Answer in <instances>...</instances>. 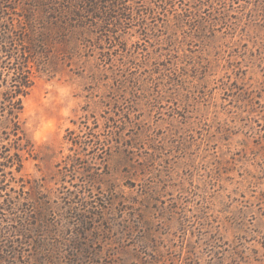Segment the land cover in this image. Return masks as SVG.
<instances>
[{"label": "rangeland", "instance_id": "rangeland-1", "mask_svg": "<svg viewBox=\"0 0 264 264\" xmlns=\"http://www.w3.org/2000/svg\"><path fill=\"white\" fill-rule=\"evenodd\" d=\"M173 2L152 34L162 39L146 43L166 63L147 85L95 84L89 66L83 76L38 77L23 113L38 157L24 173L56 200L71 187L56 184L58 165L75 155L67 129L79 131L86 115L102 125L111 116L134 159L115 152L96 185L143 212L115 210L91 225L82 245L103 253L96 264H264V0ZM168 24L186 41L169 46ZM167 48L180 50L171 51L178 64ZM49 120L53 129L37 140ZM67 173L85 179L71 165ZM124 223L134 228L125 237Z\"/></svg>", "mask_w": 264, "mask_h": 264}, {"label": "trees", "instance_id": "trees-1", "mask_svg": "<svg viewBox=\"0 0 264 264\" xmlns=\"http://www.w3.org/2000/svg\"><path fill=\"white\" fill-rule=\"evenodd\" d=\"M173 5V0H0V264H96L103 253L82 245L91 225L108 212L115 216V210L143 212L136 200L128 204L115 189L96 185L115 152L134 159L113 131L111 116L102 125L96 114L86 115L79 131L67 129L65 140L75 155L66 166L58 165L56 182L62 189L69 182L67 192L54 200L40 182L29 179L25 162L38 154L23 119L24 100L40 75L69 69L83 76L87 66L95 84L147 85L166 63L153 60L146 43L162 39L152 34ZM182 16L178 13V22ZM166 27L173 30L172 24ZM173 34L169 46L186 41L187 35L180 40ZM132 37H138L134 48ZM167 50L169 63L178 64L171 51L180 50ZM139 67L143 71L131 69ZM68 165L85 179L68 180ZM119 227L124 237L134 232L130 224Z\"/></svg>", "mask_w": 264, "mask_h": 264}, {"label": "clouds", "instance_id": "clouds-1", "mask_svg": "<svg viewBox=\"0 0 264 264\" xmlns=\"http://www.w3.org/2000/svg\"><path fill=\"white\" fill-rule=\"evenodd\" d=\"M62 114L67 116L68 115L67 110H64L62 112ZM54 125H55V121L54 120H49L46 123H44L42 125L41 129L36 133V139L37 140H41L48 131L53 129Z\"/></svg>", "mask_w": 264, "mask_h": 264}]
</instances>
